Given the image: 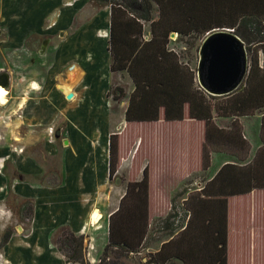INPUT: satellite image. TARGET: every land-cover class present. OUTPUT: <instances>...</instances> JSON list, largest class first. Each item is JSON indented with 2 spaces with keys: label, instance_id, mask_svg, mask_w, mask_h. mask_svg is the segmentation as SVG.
<instances>
[{
  "label": "crops",
  "instance_id": "1",
  "mask_svg": "<svg viewBox=\"0 0 264 264\" xmlns=\"http://www.w3.org/2000/svg\"><path fill=\"white\" fill-rule=\"evenodd\" d=\"M47 1L42 15L45 18L51 15L52 10L57 9L59 3L58 0ZM83 1L85 0L72 4V7L61 15L57 27L66 34V37L62 39L55 54H49L50 57L47 58L43 91L40 92V85L36 82H31L28 88L30 94L26 97H31L32 103L33 101L36 103L31 104L33 109L27 110V113L31 112V117L27 120L32 121L34 125H41L56 119L54 116L57 114V117L64 121V126L57 136L61 145L56 143L47 145L50 149L47 157L51 160V164H46L48 168L38 164L36 160H29L26 164L17 166L23 173L25 181H13L11 193L22 201L32 202L33 216L23 237L25 240L22 238L21 240L12 232L8 242L3 246L8 264H67L66 258L53 243V236L60 229H68L72 234L82 236L85 247L90 245L88 262L99 263L109 241L110 217L118 210L121 200L127 193L128 184L142 181L144 169L148 172V223L150 224L154 217L162 214V210L167 212L168 205L172 202L173 191L175 192L185 180H193L195 175L202 171L204 149L211 156V166L205 172L206 183L212 180L226 164L237 166L249 164L264 146L261 139L264 107L253 109L248 115L239 116L235 113L226 117L218 116L212 109L209 125L206 121L190 117L188 103L182 106L181 120H168L165 109L161 108L157 120L134 121L136 116L132 115V121H127L126 111L131 96L136 90L135 81L130 73L139 81L141 89L138 96L143 98L144 90L150 89L145 86V76L149 74L150 81L153 80L152 69L153 64L157 63L155 55L157 57L158 54H148V52L137 54L139 47L133 49V43L136 46L138 43L135 41L137 40L135 33L132 32L137 28L130 20H121L117 17L113 20L110 6L95 7L90 0L89 4ZM157 1L159 3L152 2L151 21L136 20L141 25L139 44L151 41L153 23L163 28L181 25L176 2L174 4V0ZM241 1L235 0L233 15L243 19L245 8L238 4ZM4 2L6 3V0ZM225 2L227 0H218L219 19L209 25L226 24ZM1 3L3 0L0 2L1 12L10 11L16 15L18 11L27 10L26 13H20L25 17L21 25L28 28L32 26L31 30H34L35 17L38 15L35 0ZM91 7L92 11H90ZM214 7V4L210 6V8ZM246 10L251 14L247 16L252 18L259 16L264 25V0H258L256 4L255 0L248 2ZM66 16L70 18L67 20L70 21L68 24L65 21ZM81 17L85 19L78 27H74L76 20ZM30 31L28 34H31ZM161 31L155 29L154 33L160 35ZM111 34L116 54L110 51ZM176 37L181 38L175 32L169 34L167 50L178 56L177 62L181 68L170 70L173 75L178 72L182 74L185 90L195 89L196 73L169 48V40ZM48 43L50 45V40ZM255 46L251 47L254 52ZM261 53L258 48L259 67L253 68L250 87H255V76L256 78L264 76ZM115 55L122 60L128 58L129 61L123 60V62H128L130 71L111 70ZM250 64L251 55L248 73ZM117 75L124 79L130 92L126 94L123 90L124 97L119 101H113L108 93ZM11 80L13 81V77L12 79L10 77V82ZM191 80L194 83L193 87H189ZM33 83L37 89L31 87ZM63 85H68L70 88L67 94L60 90ZM57 93L59 99L51 101ZM68 94H72L69 100ZM176 98H171L168 104L173 115L178 114L180 107V100L178 96ZM206 98L211 108L224 103V99L221 98L215 100L208 96ZM111 100L120 104L117 109L111 110ZM14 101L13 99V107ZM250 103L254 106V99ZM20 107L21 104H18L16 110L19 111ZM220 122H225L227 125L221 126ZM235 125L241 132L240 137H235V141L240 143L245 141L248 144L246 161L231 157L242 153L240 147L229 146L225 142L226 139L222 140L219 136L220 140H218L211 134V127L214 126L218 130L235 135ZM252 128L255 134L251 133ZM112 136L116 137L117 165L111 177L109 165ZM41 137L36 136V143H39ZM1 179L0 187L3 185ZM205 183L193 185L197 184L199 186L197 189L200 190ZM5 197L4 194H0V217L3 216ZM187 199L188 195L183 196L181 202ZM227 201L228 264H264V191H255L250 195L230 198ZM95 211L101 216L98 222H93ZM161 246L162 244L155 250L156 253L160 251Z\"/></svg>",
  "mask_w": 264,
  "mask_h": 264
},
{
  "label": "trees",
  "instance_id": "2",
  "mask_svg": "<svg viewBox=\"0 0 264 264\" xmlns=\"http://www.w3.org/2000/svg\"><path fill=\"white\" fill-rule=\"evenodd\" d=\"M258 0H255V4ZM152 2L159 3L157 0H92L95 7L110 6L112 19L130 20L137 30L135 40L138 45L133 43V49H138L137 54H158L153 64V80L150 81V75H146V87L143 98L138 96L141 87L139 81L132 73L136 85V90L131 96L130 105L126 111V120L132 121H154L157 120L159 110L165 109V115L168 120L182 119V106L184 103L189 105L190 117L206 121L207 125L211 121V110L214 109L218 116L227 115H248L253 109L264 107V76L256 78L255 87H250L252 71L259 67L258 48L261 50L264 62V25L259 16L252 18L250 11L246 10V4L252 0H242L238 2L245 8V17L241 19L235 17V0H227L224 3L226 8L227 21L224 26H213L209 23L217 22L218 0H174V4L179 9L181 25L171 28H163L152 24L153 38L151 41L139 44L138 37H141V25L136 20L151 21ZM214 8H210L211 5ZM223 7V4H222ZM213 10L214 13H213ZM252 13V12H251ZM255 13V12H254ZM233 15V18L231 17ZM241 19V20H240ZM113 26V25H112ZM162 30L160 35H156L154 30ZM229 29L247 46V51L253 45L255 52L251 49V64L249 73L244 85L238 91L228 96L215 97L207 94L198 84L195 75V89L186 88L181 73L173 75L171 68H181L177 62L178 56L167 50L168 38L171 32L177 33L181 38L192 36H201L204 40L207 35L214 31ZM114 41L111 34L110 51L114 52ZM255 54V58H254ZM123 60H126L123 58ZM118 55L113 56V65L111 70H128V62H123ZM126 61H129L128 58ZM193 80L190 86L193 87ZM145 87V88H146ZM144 88V87H143ZM113 101H119L124 97V91L116 88L108 93ZM179 98L180 107L178 114L173 115L168 106L171 98ZM206 96L210 99H224L223 104L211 108ZM254 99L255 105L251 106V100ZM174 110V109H173ZM137 114H136V113ZM135 113V115H134ZM209 121V122H208ZM233 133H225L214 126L211 127L213 138L222 139L230 146L240 147L241 154L245 152L243 158L239 161H246L248 157V144L245 141L236 142L235 137H240V129ZM210 136V132H209ZM219 136L221 137L219 139ZM116 137L110 139V176L116 171ZM210 139V138H209ZM208 139V140H209ZM261 139L264 145V118L261 124ZM237 156V155H232ZM210 164L209 153L206 149L202 155V170L208 169ZM255 191H264V146L256 153L253 160L245 166L233 164L224 165L214 178L205 183L198 191L188 195L186 204L190 207L187 212L189 219L182 231H180L171 240L162 244L160 251L156 256L165 263L171 259L180 260L183 264H228V219H227V200L230 198L250 195ZM148 172L143 171L142 181L139 183H129L127 193L119 204L118 210L110 217L109 221V241L105 247L100 262L98 264H119V262H110L108 253L111 248H121L123 253L138 252L147 235L148 230ZM20 211L26 215L24 219L28 222L32 220L33 204L31 201H23L20 204ZM11 230L7 229L3 236L1 246H4L11 237ZM53 243L58 251L66 258L67 264H90L85 255L84 238L72 234L68 229H60L53 236Z\"/></svg>",
  "mask_w": 264,
  "mask_h": 264
},
{
  "label": "rangeland",
  "instance_id": "3",
  "mask_svg": "<svg viewBox=\"0 0 264 264\" xmlns=\"http://www.w3.org/2000/svg\"><path fill=\"white\" fill-rule=\"evenodd\" d=\"M16 1L6 0L5 3L3 0L1 4H11ZM35 1L37 3L38 15L35 17L34 30H31L32 26L28 28L21 25L25 17H22L20 13H26L27 10L18 11L16 15L10 11L1 12L0 10V51L2 53L0 54V73H8L11 79L13 77V81L11 80L9 87L4 88L9 93V95L5 96L8 102L6 105H0V178L3 179L0 194L6 196L3 202V216L0 217V244L7 229H10L13 234H17L20 239H23L30 223L24 219L28 215L20 211V204L23 201L11 193L13 181H25L23 173L18 170L17 166L26 164L29 160H36L38 164L48 168L49 166L46 164H51V160L47 157L48 150L50 151L47 145L54 143L61 145L59 143L60 140H57V136L64 126V121L57 117V114L54 116L56 119L41 125H34L32 121L27 120L28 117H31V112L27 113V110L33 109V105L31 106V104L36 103V101L32 103L31 97L26 96L30 94L28 88H30L31 82H36L40 85V92L43 91L47 58L50 57L49 54H55L54 52L63 41L62 39L66 37V34L59 31L57 27L59 20L64 11H67L68 8L72 7V4L79 0H58L57 9L53 8L54 10H52L48 18L42 16L45 2L48 1ZM90 1L92 2V0ZM90 1L85 0L83 3L89 4ZM83 7H85L84 4ZM90 11H92V7ZM68 19H70L69 16H66L65 21L67 24L70 23V21H67ZM84 19L85 17L78 18L74 27H78ZM28 31L31 34H28ZM48 40H50V45ZM169 41V48L175 51L180 56L181 61L196 73L199 60L198 52L203 41L201 36L176 37ZM45 43H47L46 49H43ZM251 49L249 52L247 51L248 57L251 54ZM31 87L37 89L34 83ZM116 88H121L126 94L130 92L126 82L119 75L115 76L111 91ZM13 99L15 100L14 107L16 106V108L12 105ZM58 99L59 94L57 93L51 101L54 102ZM112 100L111 110H115L120 104ZM18 104H21L19 111L16 110ZM219 124L221 126L227 125L225 122H220ZM251 130L254 131L251 133L255 134V130L253 128ZM39 135L42 136V139H40L39 143H36V136ZM44 144L46 146H43ZM244 155L245 152L231 157L240 160ZM209 159L210 164L208 168L211 166L210 155ZM206 171L207 169L196 174V177H194L195 181L193 178V180H185L180 187L175 186L177 188L175 192L173 191L172 202L168 205L167 212L162 210V214H159V217L152 219L148 225L143 245L138 252L125 254L121 248H111L108 253L110 262L116 261L119 264H182L177 259H171L162 263L160 257L156 256L155 250L161 244L169 241L171 237L176 236L184 228L189 219L188 214L190 213L187 211L190 210V207L186 204V201L181 202V197L198 191L197 188L199 186L196 184V187L193 184H204L207 181V177H205ZM193 190L195 191L191 192ZM84 248V253L88 259L90 245L88 244V247H85L84 243ZM0 264H8L6 254H4L3 246L1 245Z\"/></svg>",
  "mask_w": 264,
  "mask_h": 264
},
{
  "label": "water",
  "instance_id": "4",
  "mask_svg": "<svg viewBox=\"0 0 264 264\" xmlns=\"http://www.w3.org/2000/svg\"><path fill=\"white\" fill-rule=\"evenodd\" d=\"M197 81L209 95L228 96L244 83L249 68L247 46L230 31L218 30L207 35L199 48ZM10 76L0 73V86L8 88ZM68 94L67 99H71Z\"/></svg>",
  "mask_w": 264,
  "mask_h": 264
},
{
  "label": "bare ground",
  "instance_id": "5",
  "mask_svg": "<svg viewBox=\"0 0 264 264\" xmlns=\"http://www.w3.org/2000/svg\"><path fill=\"white\" fill-rule=\"evenodd\" d=\"M46 45L47 43L43 45V49H46ZM60 90L62 91V93L67 94L70 91V88L68 85H63L62 87H60ZM5 96H6V92L0 88V105L5 104L6 102ZM92 218H93V222H98L101 219V216L97 211H95Z\"/></svg>",
  "mask_w": 264,
  "mask_h": 264
},
{
  "label": "flooded vegetation",
  "instance_id": "6",
  "mask_svg": "<svg viewBox=\"0 0 264 264\" xmlns=\"http://www.w3.org/2000/svg\"><path fill=\"white\" fill-rule=\"evenodd\" d=\"M0 88H1V87H0ZM3 89H4V88H3ZM4 90H5V92H6V96H7V95H9L8 91H7L6 89H4ZM7 102H8V101H7V99H6V102H5V104H4V105H6V104H7Z\"/></svg>",
  "mask_w": 264,
  "mask_h": 264
},
{
  "label": "built area",
  "instance_id": "7",
  "mask_svg": "<svg viewBox=\"0 0 264 264\" xmlns=\"http://www.w3.org/2000/svg\"><path fill=\"white\" fill-rule=\"evenodd\" d=\"M224 31H230V32H233V30H229V29H222Z\"/></svg>",
  "mask_w": 264,
  "mask_h": 264
}]
</instances>
